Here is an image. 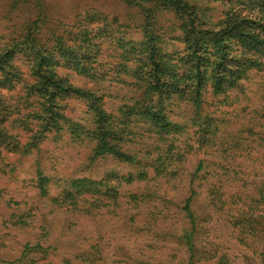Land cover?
I'll use <instances>...</instances> for the list:
<instances>
[{"label": "trees", "instance_id": "trees-1", "mask_svg": "<svg viewBox=\"0 0 264 264\" xmlns=\"http://www.w3.org/2000/svg\"><path fill=\"white\" fill-rule=\"evenodd\" d=\"M32 1L36 19L0 43V173L15 167L7 154L31 158L38 197L59 210L101 219L105 210L139 233L175 221L164 235L165 261L144 253L136 264H236L216 238L205 237L220 220L239 247L257 241L260 248L245 254L264 264V183L252 197L242 186L223 191L246 179L243 160H262L254 175L264 167V113L229 132L205 109L209 93L237 90L264 68V0H111L129 10L125 20L86 11L69 25L51 22L40 0ZM70 73L93 84L113 74L135 98L109 112L103 95L71 82ZM70 100L84 103L85 118L68 115ZM180 104L187 106L183 117L175 113ZM65 136L88 147L90 165L108 157L127 172L55 179L42 166V144ZM208 148H216L217 167L208 172L201 160L187 183L188 158ZM185 183L181 206L165 199ZM31 216L19 207V214L0 217V227L26 228ZM140 218L146 221L137 224ZM47 235L26 241L9 263L107 264L98 243L60 256ZM9 236L0 228V239Z\"/></svg>", "mask_w": 264, "mask_h": 264}, {"label": "rangeland", "instance_id": "rangeland-1", "mask_svg": "<svg viewBox=\"0 0 264 264\" xmlns=\"http://www.w3.org/2000/svg\"><path fill=\"white\" fill-rule=\"evenodd\" d=\"M40 3L51 22L57 21L66 25L72 24L79 14L83 16L86 11H97L110 18L116 16L120 20H125L129 13L122 3L111 0H40ZM36 12L32 0H0V43L2 44L3 41H7L8 38L19 32L20 27L30 20H35ZM103 43V54L107 56L111 50L108 42ZM106 61L111 63V58ZM112 75L101 84L90 83L72 73L69 74V77L71 82L81 87L97 90L98 94L103 95L105 108L109 112H116L119 106L134 100L135 92L129 86L113 82L110 78ZM206 101V111L224 120L222 129L229 132L238 131L242 125L249 123L251 117L260 118L264 113V68L255 72V75L250 79L243 80L239 89L219 96L209 93ZM68 105V115L75 119L85 118L84 103L70 100ZM180 106L181 109H176L175 113L183 117L187 106L185 104H180ZM222 135L226 136L225 133ZM87 148L85 145L72 144L68 136L57 142L51 139L47 140L42 144V166L46 173L55 179L66 177L98 179L112 171L127 172L126 168L108 157L99 159L90 165L86 160L88 158ZM214 151L216 148L214 150L203 149L188 158L183 167L188 176L187 183L201 160H205L207 165L209 164L208 172L217 167L216 164L219 161ZM6 158L15 167H8L3 173H0V217H7L13 211L19 214V207L21 210H30L32 216L27 218L29 226L26 228L19 229L18 225L16 228L8 229L4 224L1 225L0 228H3L5 233L10 230L11 237L0 239V258L2 260L0 264H11L9 262L19 257L22 245L45 230L48 232V242L58 244L60 256L65 255L63 252L71 251H74V255H76L79 247L90 250L92 245L98 243L100 249L103 250L104 262L107 264H136L140 258L144 257V253H146V258L152 262L155 260L165 261L168 236L164 235H168V230L176 228L173 226L175 221L171 220L164 225L156 226L153 229L148 228L145 232L139 233L134 227L123 224L119 216L108 214L105 210L104 213L107 216L102 219L80 216L66 209L59 210L53 207L49 201L38 197L33 182H31L33 177L31 158L19 157L18 159L11 154H7ZM260 162L262 160L254 158L249 161L243 160L245 165L243 172L246 173V179L228 184L227 186L230 187L224 186L223 191L239 190L242 186L244 190L248 189L247 191L252 197L253 191L264 183V167L261 168L260 174L254 175L253 173V170L257 171L258 167L256 166ZM250 173L254 176H250ZM187 185L185 183L182 188L183 184H181L176 191L169 189L165 199L174 201L181 206L182 201L188 197ZM234 185L237 186V189ZM162 190L160 194H163ZM234 199L238 201L237 197L232 200ZM197 204L199 211L204 212L206 208L204 196L200 197ZM145 221L144 218L142 220L140 218L137 224ZM150 229L151 233H148L147 231ZM209 232L208 236H205L208 241L210 238H216L217 242L221 243L223 249L228 252L229 258L233 259L236 264L240 262L241 264L255 263V260L248 261L246 254L248 255L254 248H260L257 241L253 245L248 243V247H239L236 245L235 236L222 220L215 222ZM203 239L205 240V238Z\"/></svg>", "mask_w": 264, "mask_h": 264}]
</instances>
